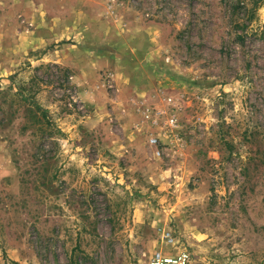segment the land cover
Wrapping results in <instances>:
<instances>
[{
	"label": "rangeland",
	"instance_id": "1",
	"mask_svg": "<svg viewBox=\"0 0 264 264\" xmlns=\"http://www.w3.org/2000/svg\"><path fill=\"white\" fill-rule=\"evenodd\" d=\"M251 1L0 0V264H264Z\"/></svg>",
	"mask_w": 264,
	"mask_h": 264
},
{
	"label": "built area",
	"instance_id": "2",
	"mask_svg": "<svg viewBox=\"0 0 264 264\" xmlns=\"http://www.w3.org/2000/svg\"><path fill=\"white\" fill-rule=\"evenodd\" d=\"M173 123V122H171ZM153 148L157 147V139L151 138L148 143ZM158 149L155 150V155H159ZM166 238H170V233L165 234ZM190 258L187 252H180L176 255L169 256L161 252H154L150 258V264H189Z\"/></svg>",
	"mask_w": 264,
	"mask_h": 264
},
{
	"label": "trees",
	"instance_id": "3",
	"mask_svg": "<svg viewBox=\"0 0 264 264\" xmlns=\"http://www.w3.org/2000/svg\"><path fill=\"white\" fill-rule=\"evenodd\" d=\"M257 2H259L261 4L263 2V0H252L249 3V5H250V15H252L257 10V8H258L257 7L258 6V3ZM9 80L12 81L13 78H9ZM17 89L19 91L16 94L17 96H19L22 99H25L27 103H30V104H33V106H36V100H35V96H34L35 92L32 93V94L31 93H28L27 95H25L26 96L25 97L22 94V91H23L24 88H21V87L18 86ZM36 108H37V106H36ZM46 114H47V112L44 111V110H42L40 112V114L36 117V122L43 124L44 123V120H46Z\"/></svg>",
	"mask_w": 264,
	"mask_h": 264
}]
</instances>
